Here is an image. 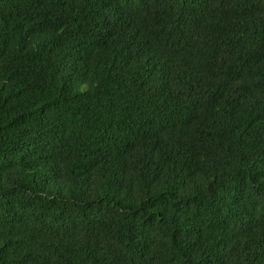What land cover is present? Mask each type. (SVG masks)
<instances>
[{
    "label": "trees",
    "instance_id": "obj_1",
    "mask_svg": "<svg viewBox=\"0 0 264 264\" xmlns=\"http://www.w3.org/2000/svg\"><path fill=\"white\" fill-rule=\"evenodd\" d=\"M0 264H264V0H0Z\"/></svg>",
    "mask_w": 264,
    "mask_h": 264
}]
</instances>
